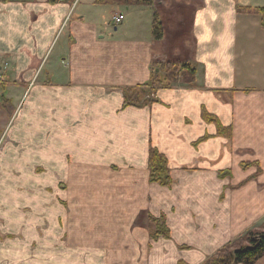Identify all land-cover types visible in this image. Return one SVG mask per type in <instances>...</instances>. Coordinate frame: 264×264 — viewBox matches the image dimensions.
I'll use <instances>...</instances> for the list:
<instances>
[{"label": "crops", "instance_id": "crops-1", "mask_svg": "<svg viewBox=\"0 0 264 264\" xmlns=\"http://www.w3.org/2000/svg\"><path fill=\"white\" fill-rule=\"evenodd\" d=\"M95 2L0 0V264H205L264 221V0ZM161 63L195 85L151 86Z\"/></svg>", "mask_w": 264, "mask_h": 264}, {"label": "trees", "instance_id": "trees-1", "mask_svg": "<svg viewBox=\"0 0 264 264\" xmlns=\"http://www.w3.org/2000/svg\"><path fill=\"white\" fill-rule=\"evenodd\" d=\"M155 0H96V5H107L113 7H152ZM242 10H246L243 8ZM256 15L261 18V25L264 28V8L253 10ZM154 36L157 40L163 38L162 26L158 15L154 17ZM160 73H164L163 80L157 75L151 86H172L177 83L180 77L190 86L195 85L196 71L187 64L177 65L174 63H166L159 66ZM126 106L150 105L153 100L149 99L144 91L127 90L125 92ZM155 102V101H154ZM203 119L205 122L215 124L218 128V136L231 139L233 136L232 128L224 127L220 121L211 114L204 112ZM208 137L200 140L203 142ZM150 183L157 184L163 188H172L173 179L171 169L167 157L160 153L157 149L152 148L148 161ZM150 236L152 240L163 238L171 239V231L166 225L164 217L159 219L150 216ZM155 230V231H154ZM264 257V232L258 230H250L240 236L234 242L228 244L220 250L214 257L207 261L206 264H256Z\"/></svg>", "mask_w": 264, "mask_h": 264}, {"label": "rangeland", "instance_id": "rangeland-1", "mask_svg": "<svg viewBox=\"0 0 264 264\" xmlns=\"http://www.w3.org/2000/svg\"><path fill=\"white\" fill-rule=\"evenodd\" d=\"M163 64H165V63H161V64H159V66L160 65H163ZM162 75H160V78H161V80H163V76L165 75L164 73H161ZM179 80H180V78H179ZM178 82V81H177ZM3 92V91H2ZM144 92V91H143ZM146 92V95L147 96H149V99L150 100H152V97L153 96H151L152 95V91H145ZM0 100H2L1 99V94H0ZM0 106H1V103H0ZM227 139V138H226ZM232 139V138H231ZM3 141V140H2ZM2 141H1V144H2ZM165 219V218H164ZM167 225V224H166ZM252 230H258V231H263L264 232V221H262L259 225H258V227L257 228H254V229H252ZM251 230V231H252ZM155 231V230H154ZM172 237V236H171ZM3 238L4 239H10V236L9 235H7V234H5V232L3 233ZM159 239H161V238H159ZM165 240V239H164ZM170 240V239H169ZM155 241H157V240H155ZM168 241V240H167ZM180 249V251H186V247H180L179 248ZM207 263V262H206ZM205 263V264H206ZM179 264H186V263H183V262H179Z\"/></svg>", "mask_w": 264, "mask_h": 264}, {"label": "built area", "instance_id": "built-area-1", "mask_svg": "<svg viewBox=\"0 0 264 264\" xmlns=\"http://www.w3.org/2000/svg\"><path fill=\"white\" fill-rule=\"evenodd\" d=\"M124 20H125L124 14H117L113 18L114 25H116V26L122 24Z\"/></svg>", "mask_w": 264, "mask_h": 264}]
</instances>
